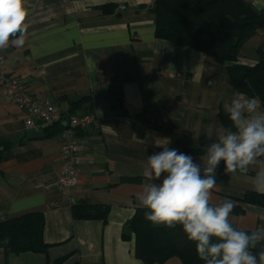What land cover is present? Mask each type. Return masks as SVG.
<instances>
[{"label": "crops", "instance_id": "0c3cea01", "mask_svg": "<svg viewBox=\"0 0 264 264\" xmlns=\"http://www.w3.org/2000/svg\"><path fill=\"white\" fill-rule=\"evenodd\" d=\"M154 1L26 0L25 43L3 49L4 72L63 112L87 98L75 113L97 123L82 137L78 185L69 194L57 186L61 135L28 134L30 116L7 103L0 87V140L11 144L0 162V222L42 212L49 246L45 254L7 256L0 249V264H144L136 257L135 239L125 241L122 233L142 209L136 196L147 156L162 150L155 141L167 139L184 153L202 150L193 156L199 163L215 139L208 138V126L214 133L225 127L220 113L237 93L225 66L204 52L158 39ZM245 1L264 10V0ZM259 49L264 51V30L243 46L239 63L255 65ZM261 171L264 166H250L224 178L218 171L212 203L231 199L235 207L247 192H264L254 182ZM78 204L107 210V222L75 219L72 207ZM239 206L242 214L231 213L235 227L253 231L264 223V208ZM164 264L183 263L174 257Z\"/></svg>", "mask_w": 264, "mask_h": 264}, {"label": "clouds", "instance_id": "9594fccd", "mask_svg": "<svg viewBox=\"0 0 264 264\" xmlns=\"http://www.w3.org/2000/svg\"><path fill=\"white\" fill-rule=\"evenodd\" d=\"M27 17L26 0H0V49L10 42L24 45ZM224 110L229 126L215 133L208 126V138L215 139L199 163L170 148L169 140L155 141L162 150L147 156L137 207L146 209L144 218L154 226H180L204 264H264V223L250 232L240 230L232 222V200L219 204L211 200L221 164L225 174L264 166V110L258 97L243 93H236ZM254 182L264 187V171ZM258 245L261 250L254 252Z\"/></svg>", "mask_w": 264, "mask_h": 264}, {"label": "trees", "instance_id": "16d2710c", "mask_svg": "<svg viewBox=\"0 0 264 264\" xmlns=\"http://www.w3.org/2000/svg\"><path fill=\"white\" fill-rule=\"evenodd\" d=\"M104 12L113 13L114 7H104ZM156 17L155 35L158 39L179 46L193 48L215 58L225 66L234 90L248 97H258L264 108V51L258 50V62L253 66L239 63L243 46L264 30V10L256 9L245 0H155L150 9ZM87 98L72 105L64 112L63 119L76 115ZM225 127L229 126L226 113H220ZM65 124L59 123L43 129L39 137L48 138L64 131ZM85 131H79L83 137ZM11 147L0 140V162L5 151ZM204 151L187 149L186 154L195 156ZM229 174V173H227ZM227 174L220 167L218 177ZM137 182V180H127ZM236 202L264 208V192H247ZM233 208L234 214H242L240 206ZM146 209H138L134 218L125 226L122 237L136 242V257L144 264H164L171 258H179L183 264H204L196 254L195 244L188 241L180 226L167 228L154 226L144 218ZM75 219H102L107 222V210L78 204L72 207ZM45 218L42 212H30L0 222V249L7 256L24 253H47L49 246L44 242ZM250 232V231H249ZM261 249H255L258 252ZM59 264V263H58Z\"/></svg>", "mask_w": 264, "mask_h": 264}, {"label": "built area", "instance_id": "2783aa9c", "mask_svg": "<svg viewBox=\"0 0 264 264\" xmlns=\"http://www.w3.org/2000/svg\"><path fill=\"white\" fill-rule=\"evenodd\" d=\"M7 63L3 49H0V87L3 89V97L7 103L17 105L30 118L25 121V130L28 134L40 133L43 129L59 123L65 124L61 133L63 146L62 175L57 182L60 190L71 194L78 185L79 172L76 159L81 153L83 138L79 131H85L96 125V120L89 115H71L67 120L63 119L64 112L51 99H39L27 90L24 80L4 72ZM72 202L71 199H69Z\"/></svg>", "mask_w": 264, "mask_h": 264}]
</instances>
